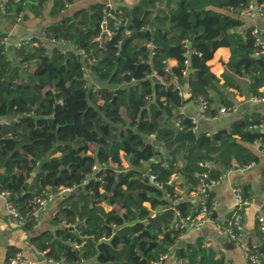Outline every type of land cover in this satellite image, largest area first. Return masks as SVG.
I'll return each mask as SVG.
<instances>
[{"label":"trees","instance_id":"trees-1","mask_svg":"<svg viewBox=\"0 0 264 264\" xmlns=\"http://www.w3.org/2000/svg\"><path fill=\"white\" fill-rule=\"evenodd\" d=\"M28 1L13 2L7 10L18 13L28 5L39 15L49 0ZM157 1L140 0L133 8L108 11L103 3H95L43 27L46 39L63 38L75 50L63 53L57 45L48 49L32 37L17 47L16 66L0 53V117H17L0 122V190L15 193L33 177L27 191L12 200L27 219L23 229L29 231L36 223L33 197L73 188L64 193L51 219L55 228L27 238L54 261L152 264L173 250L182 264H223L212 247L174 246L181 232L173 226L177 212L185 216L195 208L176 192L177 180L188 186L189 194L203 173L217 180L222 169L234 163L244 167L257 162L249 144L258 140L260 148L264 146V129L249 126L261 123L264 116L237 119L213 134L197 132L191 144H166L174 137L178 107L195 95L202 94L214 105V90L221 105L230 109L235 103L217 88L219 78L207 65L218 47L231 51L221 86L241 89L232 74L247 78L253 95H264V57L254 54L253 27L244 34L234 31L243 23L238 15L248 3L264 11V0H166L155 12ZM65 2L70 0H53L50 15L59 16ZM76 48L85 51L89 65ZM170 59L176 61L172 66ZM86 67L99 84L95 90L87 84ZM184 84L190 92L186 99L179 93ZM180 125L182 130L192 126L184 115ZM120 152L127 168L122 167ZM94 164L105 166L93 174ZM211 200L208 193L205 201ZM259 234L258 245L248 243L262 251ZM16 251L8 247L3 262Z\"/></svg>","mask_w":264,"mask_h":264},{"label":"crops","instance_id":"crops-1","mask_svg":"<svg viewBox=\"0 0 264 264\" xmlns=\"http://www.w3.org/2000/svg\"><path fill=\"white\" fill-rule=\"evenodd\" d=\"M139 1L140 0H70L69 7L61 10L59 16L52 17L50 15V9L53 0H49L39 15H34L33 11L29 9V6L25 5L24 10L21 11L23 14V19L21 21L16 20L17 12H15L14 9L0 11V32L4 34L7 39L5 55L13 65L16 66L19 64V59L16 54V49L18 47L17 44L21 39L26 37L38 38L44 43L46 48H52L54 44L43 36V27L63 16L71 15L75 10L81 7H88L95 3H103L104 5L109 6V9L126 7L130 9ZM28 2H30V0ZM165 3L166 0L157 1L154 11H160ZM227 13L231 14L228 11ZM238 17L241 18L243 23L240 26L235 27L234 31L244 34L248 27H253L257 28L264 38V13L254 14L253 16L241 14L238 15ZM146 28H150L149 25ZM231 31H233V29ZM67 45L71 46V43L68 42L66 46ZM230 54L231 51L228 46H220L214 51L212 58L207 61V65L209 66L210 71L219 78L217 88L220 89L229 100H233L235 103L230 107L226 114L219 113L218 109L221 106L219 95L214 90H210V95L215 100L214 105L210 104V113L213 110H215V112L211 113V117L208 120H204L200 118L199 111L193 100L185 102L183 115L186 118L197 120L196 134L197 132L213 134L219 130L228 129L230 124L237 119L254 116L256 114L264 116V99L261 100L253 97L255 95L250 91L248 84L249 80L247 78H239L235 75L229 74L235 81L241 83V89H226L221 86L224 81L222 74L225 71V64L229 60ZM84 61L86 62V65H89L86 60ZM168 63L169 66H172L176 61L170 59ZM85 75L86 78L89 77L90 82L96 83L94 85H99L93 74L87 72ZM24 77L25 75L23 74L21 78L24 80ZM181 89L183 91L182 96L186 99L189 96L187 85H182ZM258 90L262 92L263 88L259 87ZM12 119L17 120V117H0V122L8 123ZM259 142L260 141L257 140L256 142L254 141L249 144L252 151L258 156L257 162L250 163L244 167H239L234 163L232 168L222 169L221 180L210 186L208 191L210 198L216 205V208L211 215V219L200 228H192L185 231L182 237L177 239L174 245L175 247L185 246L186 244L197 245V243H200L203 246L212 247L216 257H221L223 259V264H248L241 248L235 245L223 234L221 231V225L229 216L234 205L231 189L233 186H239L243 195L248 200V204L242 210L244 238L247 242L250 241L252 244L254 243V245H258L262 240L258 230L257 218L259 216L264 218V146L260 148ZM92 146L94 145H91L90 149ZM120 155L122 159V167L127 168L128 164L124 158V153L120 152ZM108 166L117 169L116 164L113 162H109ZM0 172H2L1 168ZM177 182L179 185L176 187V192L181 194L184 198L187 197L193 205H196V203L202 199L199 195L194 198L191 192L187 194L188 186L186 184L181 186L180 180H177ZM52 192V198L41 210L37 222L29 231H25L23 227L18 225L15 219L7 215L5 210V200L0 198V246L2 248H17L18 251L23 254L24 258L32 260L35 264H51L46 262L44 256L35 253L26 242L28 241V236H33L44 230H53L55 228V226L51 224V219L58 211L59 204L63 199L64 194L60 191L56 192L52 190ZM93 263L94 262L91 261L82 262V264ZM159 264L182 263L175 258L173 250H171L166 259Z\"/></svg>","mask_w":264,"mask_h":264},{"label":"built area","instance_id":"built-area-1","mask_svg":"<svg viewBox=\"0 0 264 264\" xmlns=\"http://www.w3.org/2000/svg\"><path fill=\"white\" fill-rule=\"evenodd\" d=\"M20 0H0V11H6L7 7L10 6L13 2H19ZM69 2H65L64 8L69 7ZM264 13L262 7L256 5L252 1L248 3V5L241 11V14L253 16L254 14H262ZM23 19L22 12H18L16 14V20L21 21ZM121 21H118L120 23ZM106 30V28H105ZM126 33H129V31H126ZM253 36H254V44L257 47L255 50V55H260L264 57V38L260 34L259 30L257 28H253ZM32 39V37H26L19 41L17 44L18 46H21L25 43H28ZM49 41L53 43L54 45H57L59 50L61 52H66L67 48L75 50V47L69 46L68 41L63 38H55L50 37ZM6 44L7 39L2 33L0 32V53L5 54L6 53ZM37 43H30V45H36ZM44 44V43H43ZM76 53L84 60H88V63H90L91 60L87 59V55L85 51L82 48H76ZM185 63H187V60H185ZM168 68V67H167ZM183 75H187V69H184L182 71ZM176 79V76L173 77ZM88 84V83H87ZM89 85V84H88ZM92 86V85H89ZM98 88V85H93V89ZM187 92L190 94L189 90L187 89ZM179 93L183 95V91L180 90ZM256 99H264V95L262 96H253ZM193 101L195 102L197 109L199 111V116L201 119L208 120L211 115L209 113L210 110V104L209 102L204 98L202 94H197L193 97ZM183 109L184 104L180 105L178 107V118L174 121V126L176 128L182 129L180 123H181V115H183ZM219 113L226 114L229 111V108H226L225 106L221 105L219 107ZM191 121V127L189 129L196 130L197 128V120L196 119H190ZM250 129H264V121H262L259 124H254L249 126ZM188 130V129H187ZM196 132V131H195ZM257 140H255L256 142ZM105 166V164H94L92 166V172L93 174L98 172V170L101 168V166ZM150 179L157 185L160 186L159 183L154 181V176L149 175ZM202 181L197 187L195 191H191L192 195L197 197L198 195L201 196L200 202H202L199 205H195V208L187 215L181 216L177 212L178 217L174 221L173 226L181 230L180 234L178 235L177 239H180L185 231L192 229V228H200L203 226L206 222H208L211 219V215L213 211L216 208L215 202L211 200L209 203L206 202V197L209 191L210 186L213 184H216L221 180V177L217 180H209L207 179V174L203 173L200 175ZM93 179L99 180L102 182V179L100 176L93 175ZM172 180V177L168 180V183H170ZM88 181L87 178H85L82 182V184H85ZM73 188L71 187H62L59 191L61 193H68ZM232 196H233V202L234 205L230 211L229 216L226 218L225 222L221 225V231L223 234L232 241L235 245L239 246L243 252V255L247 261L248 264H264V250L259 251L257 249H253L250 247V244L245 240L244 238V227L242 223V210L243 208L248 204L247 198L242 193V190L239 186H233L231 189ZM10 194L11 192L8 190H0V198L5 200V210L9 217L16 220L19 226L23 227L27 221L26 217L20 212V210L13 204L12 200H10ZM52 198L51 193H46L44 196H36L31 199V205H32V211L31 215L34 220H38V215L41 212V210L45 207L47 202ZM193 198V199H194ZM182 197H178L177 200H181ZM191 199V197H190ZM192 199V200H193ZM258 223V230L262 234L264 239V218L262 216H259L257 218ZM26 244L37 254L44 256L45 251L38 250L33 244L30 242H26ZM74 247H78L77 243H73ZM7 249L2 248L0 246V264H35L32 260L24 258L23 254L20 251H16L9 259L7 263L3 262V255L6 252ZM168 254H161L157 261H154L152 264H158L163 262ZM45 257V256H44ZM46 262L51 264H62L61 261H54L50 257H45ZM76 264V263H74Z\"/></svg>","mask_w":264,"mask_h":264},{"label":"water","instance_id":"water-1","mask_svg":"<svg viewBox=\"0 0 264 264\" xmlns=\"http://www.w3.org/2000/svg\"><path fill=\"white\" fill-rule=\"evenodd\" d=\"M109 10V6H106V11ZM103 29L105 30V23H103L102 25ZM224 35V33H222V36ZM48 69H49V74H51L52 72V65L49 64L48 65ZM174 130H175V133H174V137L171 141H169L167 144H166V147H171L173 144L179 142V141H186L188 144H191L192 142L195 141L196 139V133L194 130L192 129H188V130H182L180 128H176L174 125ZM256 131H260L259 129H256ZM35 172V171H34ZM33 172V173H34ZM33 177H29L27 178V180L23 183V185L21 186L20 189H18L15 193H11L10 194V200H14L16 197L22 195L24 192L27 191L28 189V186L29 184L31 183ZM80 189V187H78ZM57 192V190H54ZM72 228V227H70Z\"/></svg>","mask_w":264,"mask_h":264},{"label":"rangeland","instance_id":"rangeland-1","mask_svg":"<svg viewBox=\"0 0 264 264\" xmlns=\"http://www.w3.org/2000/svg\"><path fill=\"white\" fill-rule=\"evenodd\" d=\"M28 4H29V2H28ZM87 72L89 73H91V71L90 70H88V67H86V74H87ZM91 74H93V73H91ZM90 75V74H89ZM88 79H89V77H87L86 78V80H87V82H88V84H96V83H94V82H90V79H89V81H88ZM95 80H96V78H95ZM97 82V81H96ZM98 83V82H97ZM162 150H165V147L164 146H159ZM94 149H95V147L94 146H92V148L90 149V152L92 153L93 151H94ZM49 193H53L52 191H49Z\"/></svg>","mask_w":264,"mask_h":264}]
</instances>
